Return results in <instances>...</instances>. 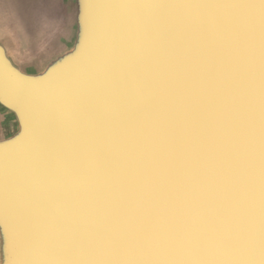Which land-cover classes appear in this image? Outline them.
<instances>
[{
  "label": "water",
  "instance_id": "95a60500",
  "mask_svg": "<svg viewBox=\"0 0 264 264\" xmlns=\"http://www.w3.org/2000/svg\"><path fill=\"white\" fill-rule=\"evenodd\" d=\"M71 6L0 42V264H264V0Z\"/></svg>",
  "mask_w": 264,
  "mask_h": 264
},
{
  "label": "rangeland",
  "instance_id": "374dc122",
  "mask_svg": "<svg viewBox=\"0 0 264 264\" xmlns=\"http://www.w3.org/2000/svg\"><path fill=\"white\" fill-rule=\"evenodd\" d=\"M15 6V17L17 13L18 5L21 9L26 10L28 5H32L33 9L22 15V25L26 30L27 40L24 44L20 43V37L11 36L9 38H1L5 43L0 40V42L5 46L7 53L11 56L13 61L24 69L38 68L44 62L48 56L52 55L54 51L58 48L50 44H45L43 48L44 37L48 35L49 32H53L52 28L55 26L56 22L63 23L64 19L70 18L69 21V31L64 37V41L60 44L63 45L69 38L71 25H72V6L71 2L66 3L69 0H20L22 3H17L18 0H12ZM69 13V14H68ZM40 16H43L42 19ZM41 29V31H40ZM52 30V31H51ZM43 44H42V43ZM10 43V44H9ZM41 43L39 46L38 44ZM59 45V44H58ZM59 46V47H60ZM52 51L47 52L48 49ZM15 54H14V53ZM41 59V60H40ZM38 60H40L36 66L34 65ZM17 126L16 120L12 112L6 110L2 105H0V138L5 136L11 130H14Z\"/></svg>",
  "mask_w": 264,
  "mask_h": 264
},
{
  "label": "crops",
  "instance_id": "0c3cea01",
  "mask_svg": "<svg viewBox=\"0 0 264 264\" xmlns=\"http://www.w3.org/2000/svg\"><path fill=\"white\" fill-rule=\"evenodd\" d=\"M63 0H61L62 2ZM72 0L67 1L71 2ZM17 3L21 4L22 2L20 0L17 1ZM14 3L12 0H0V40H2L4 43L5 41L1 38H9L11 36H18L20 37V43L24 44L25 41L27 40V35H26V30L24 29L23 25H22V15L26 14V12L31 11L33 9L32 5H28V8H26V10H23L20 8V6L18 5V9H17V13H20L21 16H18L16 14L15 17V6H12ZM69 14V13H68ZM43 16H40V18L42 19ZM69 21L70 18L67 17V19L61 22H56L55 26L52 28V30L54 29L53 32H49L48 35L46 37H44V41H43V48L45 46V44H50L51 46H53L51 49L53 50L55 47H59L60 44L64 41V37L65 35L68 33L69 31ZM51 30V31H52ZM41 31V29H40ZM41 43H39L38 45L40 46ZM10 44V43H9ZM59 44V45H58ZM49 50V48L47 49V52H50L52 50ZM14 53V52H13ZM15 54V53H14ZM41 60V59H40ZM38 60L34 65H32L31 67L36 66V64L40 61Z\"/></svg>",
  "mask_w": 264,
  "mask_h": 264
}]
</instances>
